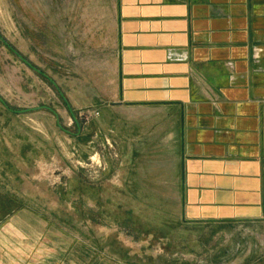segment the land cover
Instances as JSON below:
<instances>
[{"label":"rangeland","instance_id":"374dc122","mask_svg":"<svg viewBox=\"0 0 264 264\" xmlns=\"http://www.w3.org/2000/svg\"><path fill=\"white\" fill-rule=\"evenodd\" d=\"M115 8L116 0H0V225L28 212L38 238L45 231L34 241L45 239L46 256L62 264H264V224L169 230L163 193L155 218L117 191L122 139L108 123L123 125L103 117ZM22 242L11 246L14 264Z\"/></svg>","mask_w":264,"mask_h":264},{"label":"crops","instance_id":"0c3cea01","mask_svg":"<svg viewBox=\"0 0 264 264\" xmlns=\"http://www.w3.org/2000/svg\"><path fill=\"white\" fill-rule=\"evenodd\" d=\"M114 14L103 117L123 125L108 123L122 139L117 191L155 218L163 193L169 230L264 224V0H116ZM29 220L0 225V264H14L15 240V264H62Z\"/></svg>","mask_w":264,"mask_h":264}]
</instances>
